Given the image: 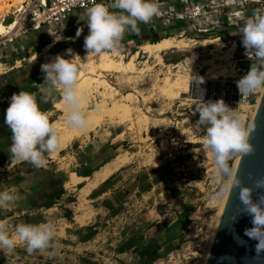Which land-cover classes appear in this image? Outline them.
Masks as SVG:
<instances>
[{
    "label": "rangeland",
    "instance_id": "obj_1",
    "mask_svg": "<svg viewBox=\"0 0 264 264\" xmlns=\"http://www.w3.org/2000/svg\"><path fill=\"white\" fill-rule=\"evenodd\" d=\"M24 1L0 0V42L13 39L0 44V73L7 70L6 64H13L21 73L41 74L44 81L40 66L56 55L71 59L66 54L71 49L82 62L76 60L77 89L89 127L77 132L67 126L57 89L52 96L57 103L48 114L65 150L45 172L39 168L30 173L17 165L4 178L0 173V192L15 189L22 197L0 208V221L6 223L7 231L14 234L19 223L39 225L50 220L56 226L54 246L32 254L24 245L12 253L0 250V264H202L229 178L215 176L213 158L203 146L204 127L196 124L199 101L181 98L185 91L174 84L185 74L190 82H237L246 75L252 61L245 55L240 28L244 18L251 16L253 9L264 8V3L159 0V15L151 23H140L138 35L125 34L120 55L86 57L85 13L70 17L62 30L43 27L27 31V27L18 26L17 9ZM77 29L83 30L79 37ZM152 34L159 38L155 43L150 41ZM164 38L183 39L197 48L161 52L160 61L144 53L145 45ZM214 44L220 47L218 58L213 54ZM2 47L8 51V59L10 53L21 56L10 63ZM225 53L229 57L220 59ZM132 56L133 73L106 72V87H78L87 82L82 79L84 62L99 66L113 58L127 64ZM210 61L219 69L233 68L235 72L228 73V78L211 77L207 73ZM195 69L198 72L193 74ZM257 96L258 90L246 97L247 109L224 102L248 126ZM42 99L50 101L47 95ZM235 160L229 162L231 169ZM118 164L121 166L109 182L95 187L91 185L95 175L82 180L72 173ZM23 176L27 177L18 184Z\"/></svg>",
    "mask_w": 264,
    "mask_h": 264
},
{
    "label": "clouds",
    "instance_id": "obj_2",
    "mask_svg": "<svg viewBox=\"0 0 264 264\" xmlns=\"http://www.w3.org/2000/svg\"><path fill=\"white\" fill-rule=\"evenodd\" d=\"M75 2L82 3L83 0ZM239 2L243 5L245 0ZM159 13V0H112L110 4L92 0V5L86 9L88 35L84 37L83 44L86 57L120 55L125 34L138 35V25L151 23ZM237 15L243 16L242 13ZM82 31L77 29L76 36L79 37ZM240 35L245 55L252 61L247 74L237 81L243 100L264 88V8L253 9L252 15L244 18ZM66 54L72 58L64 59L56 55L51 62L40 66L44 73L42 91L52 97L59 89L65 123L72 130L84 132L89 127V121L81 107L84 101L77 89L79 68L76 60L81 62V58L71 49L66 50ZM189 60L191 63V58ZM202 95L197 99L199 103L195 106V112L199 114L197 126H203L205 131L203 146L213 158L215 176L231 178L232 187L239 189L238 199L243 205L241 211L252 218V227L245 229L244 234L257 241L255 258L259 259L264 254V194H260L256 202L251 197L254 190L264 189V178L256 179L252 187L242 186L229 163L237 156L243 158L254 152L250 143L254 126H246L236 111L222 99L204 102ZM4 124L11 132L9 151L15 163L27 162L34 168H43L48 163L47 156L60 148L61 136L57 126L50 121L48 113L40 110L34 93L20 91L11 96ZM21 198L15 189L0 192V208H7ZM232 220H235V216ZM55 235L56 226L50 220L39 225L19 223L14 227V234H10L6 223L0 221V250L12 253L18 245H24L25 250L32 254L53 247Z\"/></svg>",
    "mask_w": 264,
    "mask_h": 264
},
{
    "label": "water",
    "instance_id": "obj_3",
    "mask_svg": "<svg viewBox=\"0 0 264 264\" xmlns=\"http://www.w3.org/2000/svg\"><path fill=\"white\" fill-rule=\"evenodd\" d=\"M264 2V0H260ZM216 82L213 93L210 92L212 82L192 81L189 98L204 101L223 100L225 102H237L238 97L222 95L218 91ZM203 88V89H202ZM254 101V99H253ZM248 126H254L250 143L254 152L251 155L240 158L238 156L233 173L241 181L242 186L252 187L256 179L264 178V88H261L255 102ZM239 189L232 187V179L227 185L217 216L211 237L202 261V264H264V254L256 259V240L249 239L245 229L251 228V217L241 211L238 199ZM264 194V189L254 190L252 200L256 202L258 196ZM235 216V220L232 217Z\"/></svg>",
    "mask_w": 264,
    "mask_h": 264
},
{
    "label": "bare ground",
    "instance_id": "obj_4",
    "mask_svg": "<svg viewBox=\"0 0 264 264\" xmlns=\"http://www.w3.org/2000/svg\"><path fill=\"white\" fill-rule=\"evenodd\" d=\"M22 2H23V0H19V3H22ZM10 33H11V31H10ZM195 48H197V45H193V43L187 42V41H185L183 39L182 40H177L175 38H164V39H162L161 41H159L156 44L145 45L143 47V50H144V53L150 54V55H154L155 58L160 61L159 54L161 52H165V51L172 50V49L181 50V49H195ZM219 51H220L219 45L214 44L213 54H214V56L216 58L219 57L217 55L219 53ZM229 52H231V49H230ZM226 55H228V53H225V57H222V58L220 57V59H225ZM228 57H229V55H228ZM134 59H135V56H132L130 62H128L127 64H124V63H121V62H116V61H114L113 58H110V59L107 60V63L101 64L99 66H95L94 63L91 62V61H86V62H84L82 64L83 68H85V70H86V74H85L84 77H82V79H86L87 82H85L82 85H79L78 87H84V86H88L90 84H96V85H101V86L106 87L107 84H106V81L103 80V76H104L103 73L107 72V73H114V74H117V75L131 74L135 70ZM192 59H196V56L193 57ZM207 63L211 64V68L207 71V73L211 77H212V75L214 77L219 75V76H223L225 78H228L227 77L228 73L234 74V72H235L233 68H231V70H229V71H227L225 68L219 69L215 65H213V61H210V62H207ZM207 63H205V64H207ZM197 72H198V70L195 69V72H192V73L196 74ZM168 75H170V74H168ZM168 75H166L164 77L167 81L170 79V77H168ZM191 83H192V81L190 82V78H189L188 74H185L184 76H181L178 80L175 81V84H174L175 88H180V89H183L185 91L184 92L185 95H181L182 96L181 98H188L189 97L188 95L190 93ZM214 83H216V82H212V84L210 86V92L211 93H213L214 88H215V84ZM87 91H88V88H87ZM218 91L222 95L229 96V99L231 97H238L239 100H237V102H235V103L240 105V107H242L243 109H247L249 107V105L247 104L246 98L242 100V96L239 93V90L237 88V82H225V81H222L221 84L218 85ZM259 91H260V89H258V94H259ZM257 97L253 101L254 103L251 106L252 108H254V105H255V102L257 100ZM58 106L61 107V104L57 105V107ZM252 111H253V109H252ZM251 114H252V112H251ZM71 141L72 140H70L69 142H71ZM62 147H63V145L60 144V148H62ZM57 151L55 153H53L52 155L55 156ZM237 158H238V156L236 157V160H235L234 167H233L232 171H234V169H235ZM120 166L121 165L118 164V165H115L114 167L113 166L112 167L109 166V167H105V168L103 167V169L100 172L95 174V179H94L93 182H91L92 187H95L96 185L100 184L101 182H104L105 180H107L110 176H112L114 174V172L117 169H119ZM229 181H230V178L227 181L225 190L227 188V185H228Z\"/></svg>",
    "mask_w": 264,
    "mask_h": 264
},
{
    "label": "crops",
    "instance_id": "obj_5",
    "mask_svg": "<svg viewBox=\"0 0 264 264\" xmlns=\"http://www.w3.org/2000/svg\"><path fill=\"white\" fill-rule=\"evenodd\" d=\"M76 15H78V14H76ZM64 26H65V24H63V27ZM10 35H6L5 37L10 36ZM12 40L10 37L8 41L3 40L2 42H0V44H4L3 42L11 43ZM1 50L5 54V57L7 58L8 51L4 50V47H2ZM20 54L21 53H19V54L10 53V55H11L10 59L7 58V61H10V63H14L17 59H19L18 57L21 56ZM33 59H35V57ZM23 61L27 62L28 60L23 59ZM7 66H8L7 70L0 73V173H2L3 178L8 176V174H7L8 171L17 165L25 166L27 172H30V173L34 172L37 169V168H34L31 164H29L27 162L15 163L12 161L11 153L9 151V148L11 145V132H10V129H8V127L4 124L5 111L9 106L11 96L14 93L18 94L20 91H26L29 93H34L36 96V100H37V103L39 105L40 110L44 111L46 113H49L51 111V109L55 107V105L57 103V100H53L52 97H49L50 101H43L42 98L46 94L42 91V84L44 83V81L42 79L43 76L41 74H39V75L33 74L32 75V73L29 71H24L23 73H21L20 72L21 69L16 70L17 66H15V65L13 66V64H11L9 66L8 64H6V67ZM14 69L16 71H14ZM12 71L14 72V74H11ZM52 100H53V102H52ZM51 102H52V104H50V106H49V103H51ZM63 150H65V148H60L57 151L55 156H53L52 154L48 155L47 156L48 163L45 167H43L42 171L45 172V171H47V169L49 170L50 166L54 162L53 159L60 156L61 152ZM105 165L106 164H104L103 166H105ZM102 169L100 167L99 170L95 171L93 169V167L90 166V167H87V169H82L81 171L76 170L75 172H72V173L75 174L76 178L79 177L82 180H85V179L89 178L90 176L95 175V173L100 172V170H102ZM26 177L27 176H23L22 179H20L18 181V184L22 183ZM2 181H5V180L2 179ZM69 183L72 184L71 178H70Z\"/></svg>",
    "mask_w": 264,
    "mask_h": 264
},
{
    "label": "built area",
    "instance_id": "obj_6",
    "mask_svg": "<svg viewBox=\"0 0 264 264\" xmlns=\"http://www.w3.org/2000/svg\"><path fill=\"white\" fill-rule=\"evenodd\" d=\"M96 2L110 4L112 0H96ZM250 2L264 3L260 0H250ZM91 5L92 0H83L82 3H77L75 0H27L17 9L21 19L18 26L27 27V31L40 30L43 27L62 30L63 24H66L70 17L78 13L86 14L87 7Z\"/></svg>",
    "mask_w": 264,
    "mask_h": 264
},
{
    "label": "trees",
    "instance_id": "obj_7",
    "mask_svg": "<svg viewBox=\"0 0 264 264\" xmlns=\"http://www.w3.org/2000/svg\"><path fill=\"white\" fill-rule=\"evenodd\" d=\"M150 41H152V43H155V42H157L158 40H159V38L157 37V34H152L151 36H150ZM109 182V179H107L104 183H103V185H105V184H107Z\"/></svg>",
    "mask_w": 264,
    "mask_h": 264
}]
</instances>
